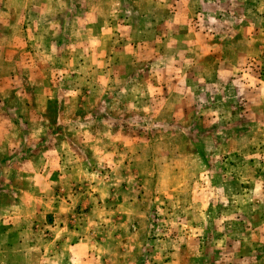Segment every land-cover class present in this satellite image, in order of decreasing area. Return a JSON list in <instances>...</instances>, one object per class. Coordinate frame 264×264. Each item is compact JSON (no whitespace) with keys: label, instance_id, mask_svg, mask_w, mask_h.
I'll use <instances>...</instances> for the list:
<instances>
[{"label":"rangeland","instance_id":"1","mask_svg":"<svg viewBox=\"0 0 264 264\" xmlns=\"http://www.w3.org/2000/svg\"><path fill=\"white\" fill-rule=\"evenodd\" d=\"M0 264H264V0H0Z\"/></svg>","mask_w":264,"mask_h":264}]
</instances>
